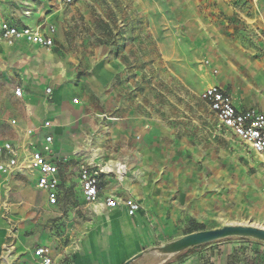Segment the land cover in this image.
Listing matches in <instances>:
<instances>
[{"label":"crops","instance_id":"obj_1","mask_svg":"<svg viewBox=\"0 0 264 264\" xmlns=\"http://www.w3.org/2000/svg\"><path fill=\"white\" fill-rule=\"evenodd\" d=\"M77 1L0 0V24L48 27L45 23H52L58 29L54 36L56 47L66 12H76L80 5ZM254 6L256 15L247 19L244 28H214L204 14L198 16L194 22L197 28H190L189 36L193 46L195 43L205 51L220 70L216 79L208 81V87L222 88L238 110L264 113V0H257ZM195 32H203L204 38L195 39ZM38 47L24 41L12 47L0 46V144L12 143L20 162H26L33 149L43 150L47 136L53 137L52 151L46 155L59 169L58 203H49L47 192L38 187L37 173L0 172V264H37L35 252L42 246L50 248L54 264H124L144 250L186 235L184 229L190 217L199 218L198 209L202 213L206 210L201 201L204 196L191 188L196 185L188 186V192L194 194V204L184 196L182 187L172 191L159 182L158 152L146 138L138 146L133 137L129 138L134 147L128 154L107 152L109 131L115 130L112 140L127 141L118 130L127 129L129 123L81 118L82 106L68 100L71 89L51 88L57 79L53 73L57 66L55 55ZM17 89H22V97H17ZM46 122H51V127L44 128ZM139 125V134H149ZM218 127L222 128L219 121ZM29 131H33L32 135ZM152 141L158 142L156 138ZM203 159L200 155L189 159L195 179L221 174L220 167H196ZM6 160L5 154L0 155V163ZM152 162L153 176L149 173ZM121 164L128 171L123 176L117 170ZM83 167L100 172L101 200L114 197L122 203L134 199L141 205L137 215L129 216L122 204L115 209L87 204L80 181ZM76 200L85 205L87 214L80 224L72 223V213L66 216L62 211L76 209ZM153 260L154 264L156 259L145 256L134 264ZM168 263L264 264V244L226 240L190 249Z\"/></svg>","mask_w":264,"mask_h":264},{"label":"rangeland","instance_id":"obj_2","mask_svg":"<svg viewBox=\"0 0 264 264\" xmlns=\"http://www.w3.org/2000/svg\"><path fill=\"white\" fill-rule=\"evenodd\" d=\"M78 2L76 12H66L56 47H38L55 55L57 79L51 88L71 89L68 100L82 106L79 114L85 120L129 123L127 129L118 130L127 141L112 140L115 130L109 131L107 152L128 154L134 147L129 138L135 146L146 138L158 152L159 182L172 191L182 187L194 204L188 186L196 185L191 188L204 196L206 210L198 209L199 218L190 217L186 233L226 224L264 228V157L219 128L215 114L201 100L208 81L216 79L220 70L189 36L204 14L214 28H244L247 19L256 15L257 0ZM45 24L57 34L54 24ZM204 36L193 34L195 39ZM139 123L149 134H139ZM197 155L204 159L196 167H220L221 174L195 179L189 159ZM154 165L148 171L152 176ZM75 202L76 209L62 211L66 216L72 213V223L80 224L86 209Z\"/></svg>","mask_w":264,"mask_h":264},{"label":"built area","instance_id":"obj_3","mask_svg":"<svg viewBox=\"0 0 264 264\" xmlns=\"http://www.w3.org/2000/svg\"><path fill=\"white\" fill-rule=\"evenodd\" d=\"M72 4L75 0H62ZM56 29L53 26L44 27H18L9 23L0 24V46L12 47L19 42H27L44 49L54 47ZM48 89L47 93L51 94ZM16 95L22 97V89L16 90ZM215 114L222 129L229 132L241 142L245 143L256 154L264 157V113L256 109L238 110L232 98L219 86H210L200 95ZM51 122H46L44 128L51 127ZM32 135L33 131L28 132ZM53 137L47 136L43 143V150L33 149L26 162H20L18 150L10 142L0 144V155L5 154L7 160L0 163V172L7 175L30 170L39 175L38 187L48 194L51 205L58 203L59 169L56 163L49 160L46 154L52 151ZM100 172L93 167H83L80 172L84 199L89 205L105 206L115 209L122 204L129 216L134 217L141 210V205L134 199L124 200L119 203L116 198L110 197L101 200L99 194ZM37 264H54L51 250L47 246L37 248Z\"/></svg>","mask_w":264,"mask_h":264},{"label":"water","instance_id":"obj_4","mask_svg":"<svg viewBox=\"0 0 264 264\" xmlns=\"http://www.w3.org/2000/svg\"><path fill=\"white\" fill-rule=\"evenodd\" d=\"M233 239L264 244V229L249 224H226L220 228L194 232L161 246L144 250L124 264H134L145 256H152L156 259L157 261L154 264H167L190 249Z\"/></svg>","mask_w":264,"mask_h":264},{"label":"bare ground","instance_id":"obj_5","mask_svg":"<svg viewBox=\"0 0 264 264\" xmlns=\"http://www.w3.org/2000/svg\"><path fill=\"white\" fill-rule=\"evenodd\" d=\"M125 165H126V164H125ZM125 165L121 164V165L117 168V170L122 174V176H123L124 174L128 173V171H127ZM106 168H107V167H106ZM125 176H126V175H125ZM260 228H262V227H260ZM263 229H264V228H263Z\"/></svg>","mask_w":264,"mask_h":264},{"label":"trees","instance_id":"obj_6","mask_svg":"<svg viewBox=\"0 0 264 264\" xmlns=\"http://www.w3.org/2000/svg\"><path fill=\"white\" fill-rule=\"evenodd\" d=\"M202 230H206V229H197V230H194V231L188 232L187 234H191V233L198 232V231H202ZM187 234H186V235H187ZM168 264H169V263H168Z\"/></svg>","mask_w":264,"mask_h":264}]
</instances>
